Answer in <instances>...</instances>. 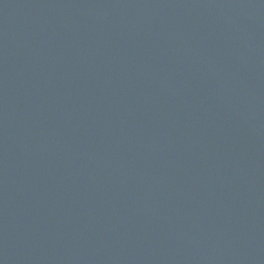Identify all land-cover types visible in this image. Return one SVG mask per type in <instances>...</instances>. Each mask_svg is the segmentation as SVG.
Instances as JSON below:
<instances>
[{
  "label": "water",
  "instance_id": "water-1",
  "mask_svg": "<svg viewBox=\"0 0 264 264\" xmlns=\"http://www.w3.org/2000/svg\"><path fill=\"white\" fill-rule=\"evenodd\" d=\"M0 264H264V0H0Z\"/></svg>",
  "mask_w": 264,
  "mask_h": 264
}]
</instances>
